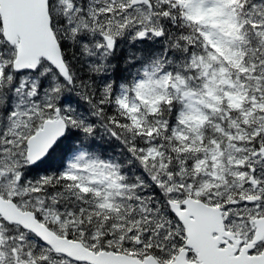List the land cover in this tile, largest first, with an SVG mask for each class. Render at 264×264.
Wrapping results in <instances>:
<instances>
[{
    "label": "snow or ice",
    "instance_id": "1",
    "mask_svg": "<svg viewBox=\"0 0 264 264\" xmlns=\"http://www.w3.org/2000/svg\"><path fill=\"white\" fill-rule=\"evenodd\" d=\"M0 264H264V0H0Z\"/></svg>",
    "mask_w": 264,
    "mask_h": 264
}]
</instances>
